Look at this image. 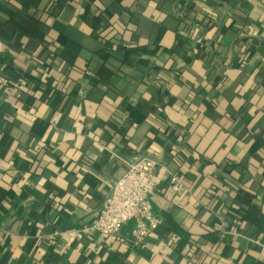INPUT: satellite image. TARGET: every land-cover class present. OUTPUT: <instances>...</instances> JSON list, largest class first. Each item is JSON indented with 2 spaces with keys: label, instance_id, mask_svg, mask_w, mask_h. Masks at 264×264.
Returning <instances> with one entry per match:
<instances>
[{
  "label": "crops",
  "instance_id": "0c3cea01",
  "mask_svg": "<svg viewBox=\"0 0 264 264\" xmlns=\"http://www.w3.org/2000/svg\"><path fill=\"white\" fill-rule=\"evenodd\" d=\"M0 70V264H264V0H0ZM145 156L189 242L78 240Z\"/></svg>",
  "mask_w": 264,
  "mask_h": 264
},
{
  "label": "built area",
  "instance_id": "2783aa9c",
  "mask_svg": "<svg viewBox=\"0 0 264 264\" xmlns=\"http://www.w3.org/2000/svg\"><path fill=\"white\" fill-rule=\"evenodd\" d=\"M20 81L11 80L0 70V89L9 87L15 89L20 85ZM123 161L126 170L112 184L106 200L95 214L92 223L73 231L78 240L96 233L103 236H116L125 224L131 222L130 235L133 244L135 247H140L152 231L161 224L162 220L155 215L151 200L157 193L154 175L155 169L161 162L150 156ZM167 189L175 197H179L187 186L180 174L169 172ZM252 242L260 243V240L253 238Z\"/></svg>",
  "mask_w": 264,
  "mask_h": 264
},
{
  "label": "trees",
  "instance_id": "16d2710c",
  "mask_svg": "<svg viewBox=\"0 0 264 264\" xmlns=\"http://www.w3.org/2000/svg\"><path fill=\"white\" fill-rule=\"evenodd\" d=\"M158 233L165 235L174 233L180 237L178 250H181L185 244L189 242L188 233L182 229V227L174 220L173 216L169 213L164 214V219L156 230ZM214 239H217L214 237ZM107 264H125L123 259L116 253H111L107 259ZM245 264H263L253 258H246Z\"/></svg>",
  "mask_w": 264,
  "mask_h": 264
}]
</instances>
